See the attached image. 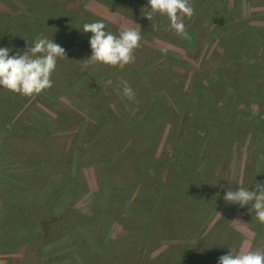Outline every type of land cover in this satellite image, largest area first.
I'll return each mask as SVG.
<instances>
[{
  "label": "rangeland",
  "instance_id": "rangeland-1",
  "mask_svg": "<svg viewBox=\"0 0 264 264\" xmlns=\"http://www.w3.org/2000/svg\"><path fill=\"white\" fill-rule=\"evenodd\" d=\"M189 3L182 37L144 17L147 0H0L10 56L40 36L66 52L41 94L0 88V264H218L233 249L264 251L251 204L223 199L263 170L264 0ZM97 21L115 35L139 25L134 63L82 70V26ZM112 114L125 122L103 132ZM115 168L128 171L121 183Z\"/></svg>",
  "mask_w": 264,
  "mask_h": 264
},
{
  "label": "clouds",
  "instance_id": "clouds-1",
  "mask_svg": "<svg viewBox=\"0 0 264 264\" xmlns=\"http://www.w3.org/2000/svg\"><path fill=\"white\" fill-rule=\"evenodd\" d=\"M145 18L149 21L156 15L166 17L169 28L178 36L186 37L187 32L183 17H191L194 9L189 0H147ZM134 24V23H133ZM123 28L118 35L105 31L102 21L85 23L83 33H91L89 45L90 58L83 60L82 70L89 66H125L135 62V50L140 47L141 31L139 25ZM166 52V50H164ZM11 49L0 47V88L23 97L41 94L52 87L51 79L58 58L66 59L63 47L46 37H37L34 43L23 53L9 55ZM123 94L133 97L134 92L127 81H122ZM223 199L226 203L240 207L251 204L254 218L264 226V184L256 183L252 191L240 187L228 190ZM218 264H264V251L251 245L246 250L233 249L219 258Z\"/></svg>",
  "mask_w": 264,
  "mask_h": 264
},
{
  "label": "trees",
  "instance_id": "trees-1",
  "mask_svg": "<svg viewBox=\"0 0 264 264\" xmlns=\"http://www.w3.org/2000/svg\"><path fill=\"white\" fill-rule=\"evenodd\" d=\"M11 10V9H10ZM12 11V10H11ZM23 13H24V11H23ZM23 13L21 14V10H16V9H14V13H13V11H12V14L14 15L15 14V16H19L20 18H21V20H19V23L20 22H22V20H23ZM36 21V20H35ZM215 22H218L219 24H222L224 21L222 20V19H219V20H217V19H215ZM117 115L116 114H112L111 115V119H110V124H112L111 126H103V132H106V131H109V132H111V131H113V130H115L116 128H117V126H116V124H115V120H117L118 119V121H119V123H118V125L119 126H122L123 124H124V122H125V117H123V116H119L118 118L116 117ZM151 116H152V114H151ZM151 117H150V115H145V117H144V119H142L141 121H140V123H139V127H140V129L142 130V124H143V122H146V123H148V120L150 119ZM134 119V118H133ZM136 128V127H135ZM135 129H134V125H132V127H131V131H134ZM127 139H128V137H127ZM129 139L130 140H128V143L127 144H125L126 146L125 147H123L122 148V153L118 156V158H115L114 160H112V163L113 164H116V166H118V165H120L121 164V158L123 157V156H126V155H128L129 154V151L130 150H132L133 148H134V138L133 137H129ZM78 154L80 155V157L82 156V155H88V156H90V158L92 157L97 163H102L103 162V157H102V155L101 154H97V152H85V151H83V150H80L79 152H78ZM143 164V167H141V169L143 170V172L144 173H146V171H147V165L146 166H144V164H146L145 163V161L142 163ZM134 168V169H133ZM137 167H136V165H133V167H131V169H132V172L131 173H135V175L137 174V169H136ZM105 170H107V168H105ZM112 171H115L116 172V174L113 176V178H111V182L112 183H114L115 184V182L116 183H121V182H123L124 180H123V178L122 177H125L124 175H126V173L128 172L127 171V169L125 170V171H123V172H118V168H115V169H112ZM130 173V174H131ZM113 175V174H112ZM121 175H122V177H121ZM129 175V174H128ZM127 175V176H128ZM145 177H146V175H145ZM144 177V179L143 180H146V178ZM3 180L4 181H7V178L6 177H3ZM97 182V181H96ZM135 182H139V183H141L142 182V180H139V181H135ZM7 182H5V183H3V184H6ZM1 198H2V196H1ZM5 201H4V199H0V203H4ZM144 203H146V202H144ZM157 213V212H156ZM19 214V213H18ZM24 216V215H23ZM22 217V216H21ZM157 218H159V215L157 216ZM24 219H20V221H19V223H22V221H23ZM152 220V219H151Z\"/></svg>",
  "mask_w": 264,
  "mask_h": 264
},
{
  "label": "crops",
  "instance_id": "crops-1",
  "mask_svg": "<svg viewBox=\"0 0 264 264\" xmlns=\"http://www.w3.org/2000/svg\"><path fill=\"white\" fill-rule=\"evenodd\" d=\"M262 139H264V136H263V138ZM262 139H261V141H262ZM256 160H254L253 161V164H254V166H259V167H262V173H261V175L260 176H258L257 174H256V179H255V183L253 184V183H250L249 181L248 182H246L247 184L245 185V183H244V186H243V184L241 185L242 187H244V188H248V190L249 191H252L253 190V188L256 186V183H259V184H264V143L263 144H261V146H260V148H259V152L257 151L256 153ZM261 158V161H259V159ZM251 166H253L252 164H251ZM251 166H250V168H251ZM250 205V204H249ZM250 215V214H249ZM258 224V223H257ZM251 225V223H249V226ZM248 226V227H249ZM258 226H260L259 228H257V230H262V231H264V226H261L260 224H258ZM250 228V227H249ZM256 229H254L253 231H255ZM249 231H252L251 230V228H250V230ZM264 237V236H263Z\"/></svg>",
  "mask_w": 264,
  "mask_h": 264
}]
</instances>
